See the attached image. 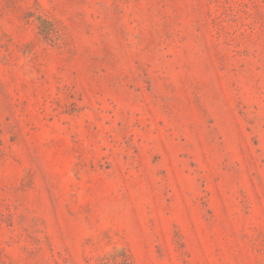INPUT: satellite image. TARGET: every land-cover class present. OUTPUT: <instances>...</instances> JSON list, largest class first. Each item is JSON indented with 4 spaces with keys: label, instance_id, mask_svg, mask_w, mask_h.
Returning <instances> with one entry per match:
<instances>
[{
    "label": "rangeland",
    "instance_id": "rangeland-1",
    "mask_svg": "<svg viewBox=\"0 0 264 264\" xmlns=\"http://www.w3.org/2000/svg\"><path fill=\"white\" fill-rule=\"evenodd\" d=\"M0 264H264V0H0Z\"/></svg>",
    "mask_w": 264,
    "mask_h": 264
}]
</instances>
